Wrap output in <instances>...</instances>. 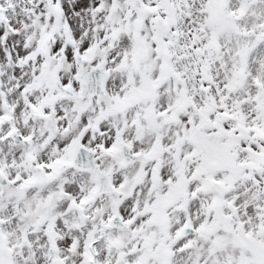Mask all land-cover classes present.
<instances>
[{"label": "snow or ice", "instance_id": "obj_1", "mask_svg": "<svg viewBox=\"0 0 264 264\" xmlns=\"http://www.w3.org/2000/svg\"><path fill=\"white\" fill-rule=\"evenodd\" d=\"M0 264H264V0H0Z\"/></svg>", "mask_w": 264, "mask_h": 264}]
</instances>
